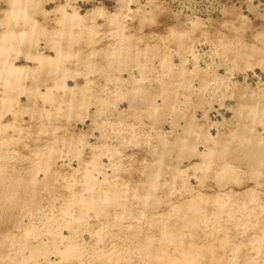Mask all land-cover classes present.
Wrapping results in <instances>:
<instances>
[{
  "label": "rangeland",
  "instance_id": "obj_1",
  "mask_svg": "<svg viewBox=\"0 0 264 264\" xmlns=\"http://www.w3.org/2000/svg\"><path fill=\"white\" fill-rule=\"evenodd\" d=\"M0 264H264V0H0Z\"/></svg>",
  "mask_w": 264,
  "mask_h": 264
}]
</instances>
